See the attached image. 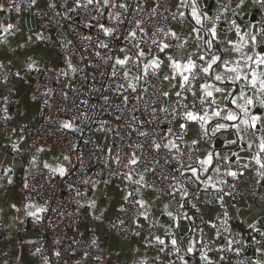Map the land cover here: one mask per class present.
I'll return each instance as SVG.
<instances>
[{
    "label": "snow or ice",
    "instance_id": "1",
    "mask_svg": "<svg viewBox=\"0 0 264 264\" xmlns=\"http://www.w3.org/2000/svg\"><path fill=\"white\" fill-rule=\"evenodd\" d=\"M9 3L8 11L12 7L16 12L21 10L15 0ZM252 3L264 9V0ZM36 4L37 0H30V5ZM66 5L68 14L83 10L81 26L95 30V35H82L80 39L85 42L86 51L92 49L90 55L94 60L87 66H95L101 79L97 81L94 72L91 90L87 92L95 102L81 99L74 104L78 109L83 106L79 116L61 122L60 127L83 133L85 127L91 131L90 125L96 124V131L103 132L106 138L111 136L104 169H109V177L121 179L123 204L119 211L132 219L137 235L141 221H148L153 207L162 204L160 214L166 215L170 223L164 225L163 238L157 235L153 237L154 244L148 242L157 247V260L159 253H163L175 257L170 264H189L188 256L198 251L200 264H217L209 255L212 251L209 244L197 250L192 240H185L182 235L178 238L177 231L183 227L181 217L195 219L184 211L185 206L190 204L199 212L198 202L209 195L208 203H219L224 209L223 218L218 219L227 225L229 213L224 198L235 199V182L245 174L255 173L259 177L255 184L264 187V18L249 24L235 19L247 6V0H215V12L211 7H202L201 0H174L171 6L169 0H73L72 3L66 0V4L60 5L50 2L48 7ZM3 12L5 8L0 4V13ZM65 19L71 20L72 15H65ZM172 22L181 25V29H175ZM14 28L12 23L0 25V43L13 34ZM35 38L46 39L43 33H37ZM71 44V40L67 44L62 42L61 47L66 49ZM64 60L71 73L82 71L68 55ZM96 61L102 62L103 70L95 65ZM27 67L30 71L40 70L35 61ZM84 79L89 77L86 75ZM64 98L67 99V93ZM77 120L83 126L76 124ZM190 132L194 137L189 136ZM218 136H224L219 143ZM89 143L90 140H84L85 146ZM77 147L73 145L72 150L75 152ZM12 148L19 151L16 144ZM95 151L103 152L104 148L97 145ZM77 159L82 166V152ZM63 160L70 161V157L65 155ZM113 164L123 167L113 171ZM29 165L38 167L35 156ZM43 169L59 177L68 174L63 164L53 167L44 162ZM10 172L11 168L0 169V179L7 177L11 184ZM149 175L156 179L149 181ZM82 183L95 191L101 181L89 178ZM23 187L29 188L27 178ZM77 195L87 193L77 191ZM78 204L87 207L97 221L103 220V211L95 215L96 200ZM176 205L180 211L172 210ZM12 208L19 211L16 205ZM46 211V207L34 203L24 205L25 216L36 221ZM125 223V219H118L112 227H123ZM205 223L216 229L217 237L221 236L215 222ZM249 227L255 228L252 224ZM256 231L264 236V232ZM200 232L203 236L202 229ZM227 243L228 250L239 256L242 249L232 245L241 242ZM96 244V239H92L91 245ZM257 251L259 258L249 264H264V248ZM54 255L59 258L61 252L55 251ZM83 256L87 259L89 253L84 252ZM44 259L45 264H51L48 257Z\"/></svg>",
    "mask_w": 264,
    "mask_h": 264
},
{
    "label": "crops",
    "instance_id": "2",
    "mask_svg": "<svg viewBox=\"0 0 264 264\" xmlns=\"http://www.w3.org/2000/svg\"><path fill=\"white\" fill-rule=\"evenodd\" d=\"M43 0H37L36 6H41ZM174 3L171 0L170 6ZM5 8V12L0 13V25L12 23L15 28L13 34L6 36V41L0 43V106L4 97L9 95L15 102L10 111L9 122L15 125H21L35 118L39 112V106L34 102L35 81L43 70H55L62 64L61 56L50 49L43 47L36 41L35 35L38 33V22L30 15H26L22 20L17 21L11 11H8V0H0ZM202 7H211L215 12V0H201ZM174 7L172 8V10ZM264 10L259 5L253 4L252 0H247V6L240 10V14L235 17L237 21L243 24L251 23L250 17L256 11ZM173 27L178 31L181 25L174 24ZM186 32L187 29H184ZM29 37L31 39L29 40ZM35 61L39 71H33V75H22L13 78L10 82L4 83L1 75V69L6 68L16 74L29 70L27 65ZM165 87H167L165 85ZM4 129L0 127V154L10 152L14 158L20 159L21 164H16L15 168L10 166L1 167L11 168L9 175L12 176V183L7 182V177L0 179V260L13 261L16 264H38L39 256L36 247L37 235L31 230H27V225L36 221L24 214V205L34 203L42 206L33 199H26L17 193L16 188L21 184L22 179L34 172L43 169V163L47 162L53 167L63 164L67 167L68 161H64L59 154L67 155L58 148L44 149L43 152H37L38 148L30 147L20 131H13L5 137ZM194 137V133H189ZM97 139L101 146L107 151V141L102 132H97ZM222 141L224 136H218ZM16 144L19 151H13L12 145ZM211 146V145H209ZM223 149V144H220ZM59 153V154H58ZM37 158L38 167L29 165L32 157ZM231 180V178H229ZM259 178L255 173H247L241 177L239 188L246 190L253 186L257 191H264V187L255 184ZM150 181V175L148 176ZM264 183V182H262ZM123 186L119 183H100L95 191L90 190V199L97 202L95 215L104 212V218L101 221L94 219L90 215V210L84 207L87 216L86 221L77 222L70 230L69 235L74 239H85L93 236L101 241L103 257L99 259H85L79 253H74L68 260V264H170L171 256L159 253L160 259L157 260V247L149 245L155 243L153 237H164L166 231L164 225L170 223L166 215L160 214L162 204L153 207L152 216L148 221H141L142 227L150 232L140 234L129 239H124L111 228V222L118 218L122 212L119 211L120 205L123 204L121 189ZM155 195V193H150ZM225 207L229 213L228 222L232 235H245L249 242L242 248L240 256L250 261L259 258L257 249L264 248V236L259 232H264V199L257 200L253 198L232 199L225 196ZM165 202V201H164ZM87 204V203H86ZM16 205L19 211L12 208ZM202 206L199 212H194L190 205H186L184 211L194 216V220H186L181 217L180 222H185L183 227L177 231L178 238L180 235L185 240H192L199 250L204 244H209L212 251L209 253L211 258L222 264L221 251L224 248L223 243L215 237V229L210 228L206 221L214 222L217 207ZM180 211V210H178ZM42 215V214H41ZM249 224L255 226L250 228ZM153 225V226H150ZM26 231L23 233L22 229ZM200 229L203 230L201 236ZM210 238V239H209ZM256 241V242H254ZM189 264H200L198 251L195 255L188 256ZM249 264V263H248Z\"/></svg>",
    "mask_w": 264,
    "mask_h": 264
},
{
    "label": "built area",
    "instance_id": "3",
    "mask_svg": "<svg viewBox=\"0 0 264 264\" xmlns=\"http://www.w3.org/2000/svg\"><path fill=\"white\" fill-rule=\"evenodd\" d=\"M55 2L57 5L66 4V0H43L41 6L30 5V0H15V4L20 7V11L16 12L12 7L11 12L14 14L17 21L22 20L26 15L32 16L38 22V33H43L46 39L37 41L43 47L57 52L62 58V64L55 70H43L40 72L39 77L36 79L34 102L39 106L38 115L21 125H15L9 122V114L15 102L9 95L4 97V101L0 106V127L4 129L5 137L13 131H20L23 138L26 140L30 147L51 149L58 148L70 157L67 169L68 174L65 177L55 176L46 170H39L32 174L25 176L21 184L16 188L18 194L26 199H33L39 202L42 207H46L48 211L42 213L40 221H34L30 224V230L37 235L36 247L40 249L38 252L39 263L45 264V257H48L51 264H68V260L74 253H79L83 256L84 252H88L87 259H97L103 257V250L101 241L93 236L85 239H74L69 235V230L79 221H86L87 216L84 207H80L78 202L86 204L90 197L91 188H86L82 183L83 180L92 178L100 180H109V183H119L123 186L119 177H109V169H104V162L106 160L107 151L96 152L97 145L101 146L100 141L97 139L96 124L90 125L91 131L85 127L83 133L70 132L60 127L61 122L71 120L73 116H79L81 108H76L74 104H79L81 99H90L95 102V99L89 97L87 92L91 90L93 81L91 79L95 72L96 80L101 79L100 73L95 71V66L89 67L88 62L93 61V56L90 55L92 49L85 50V42L80 39L82 35H95L94 29H85L81 26V17L83 10H79L75 14L67 13V5L64 8H49L48 4ZM73 0H67V3H72ZM9 7H11L8 0ZM171 0H169V5ZM175 9H173L174 11ZM57 12L60 14L57 15ZM65 15H72V19H65ZM264 18V10L256 13V21ZM106 22V21H105ZM176 24L172 22V26ZM151 31V29H149ZM71 40L72 44L68 48H62L61 43L67 44ZM68 55L74 65L82 71L73 74L67 69L64 56ZM85 57V60H81ZM95 65H99L103 70L102 62L96 61ZM62 71H68V76H63ZM19 75L10 72L6 68L1 69V75L4 83L10 82L13 78L22 75H33V71L25 70L23 73L18 72ZM88 76L89 79L85 80L84 77ZM96 86H99L98 84ZM75 89V91L73 90ZM47 93V95H46ZM67 93L65 100L64 94ZM115 105H113L114 107ZM7 109V112H5ZM7 115L8 119H5ZM103 118L107 119L106 116ZM76 124L81 125V121L77 120ZM83 126V125H81ZM115 127V125H112ZM103 133V132H102ZM104 134V133H103ZM105 135V134H104ZM106 138V137H105ZM90 140L87 146L84 145V140ZM107 146L112 145L111 136L106 138ZM128 143L127 140L124 141ZM76 145L77 150L74 152L72 146ZM118 147V145H117ZM116 151V148L113 149ZM83 153L82 166L81 161L77 159ZM123 155V153H121ZM100 157V159H97ZM119 168L113 164L111 170L119 171ZM103 174L101 175V170ZM52 177L51 179L49 177ZM29 184L27 190L23 185L25 179ZM259 178V177H258ZM156 179L150 175V181ZM229 179V178H228ZM231 182V180L229 179ZM159 184V181H156ZM235 199L241 200L245 198H253L257 200L264 199V191H257L253 186H249L246 190L239 188V182ZM72 186L71 188L69 186ZM229 191V189H225ZM77 191L87 193V195H77ZM230 197V196H229ZM232 198V197H230ZM179 197H177V200ZM207 199H211L209 195ZM205 196H202L198 202L199 208L202 206H216L217 203H208ZM233 199V198H232ZM165 202L166 199H165ZM190 205V204H189ZM226 208V207H225ZM54 209V210H53ZM173 211H178L179 206L176 205ZM197 212L195 209H192ZM224 209L221 206L217 207V213L214 222L218 225L221 231V236L216 237L224 245V251L221 252L223 256L222 264H239L244 261L245 264L249 260L243 259L240 255L237 256L234 251L228 250V241H240L239 244L232 245V248H244L247 243V237L244 235H232L230 224L222 225L218 217L223 218ZM118 219H125L126 223L123 227L114 228L113 224L118 222ZM111 228L124 239L137 236V229L130 217H125L121 214L118 218L111 222ZM227 228V231H225ZM216 230V229H215ZM25 228L22 229L24 233ZM140 234H148L150 231L145 227H141ZM96 239L97 244L91 245V240ZM60 251L61 256L57 258L54 253ZM183 255V253H181ZM175 257L171 256V261ZM0 264H16L13 261H2Z\"/></svg>",
    "mask_w": 264,
    "mask_h": 264
},
{
    "label": "water",
    "instance_id": "4",
    "mask_svg": "<svg viewBox=\"0 0 264 264\" xmlns=\"http://www.w3.org/2000/svg\"><path fill=\"white\" fill-rule=\"evenodd\" d=\"M256 13L257 12L255 11L253 13V15L250 17L251 23L257 22L256 21ZM238 22H240V21H238ZM216 142L219 143L220 140L217 139ZM16 164H21L20 159L14 158L10 152H6V153H3V154H0V166L1 167L10 166L12 168H15ZM181 224L183 225V224H186V223L182 222ZM27 230H30L29 221H28V225H27Z\"/></svg>",
    "mask_w": 264,
    "mask_h": 264
},
{
    "label": "rangeland",
    "instance_id": "5",
    "mask_svg": "<svg viewBox=\"0 0 264 264\" xmlns=\"http://www.w3.org/2000/svg\"><path fill=\"white\" fill-rule=\"evenodd\" d=\"M59 154V153H58ZM59 156L62 158L63 157V155H61V154H59Z\"/></svg>",
    "mask_w": 264,
    "mask_h": 264
},
{
    "label": "trees",
    "instance_id": "6",
    "mask_svg": "<svg viewBox=\"0 0 264 264\" xmlns=\"http://www.w3.org/2000/svg\"><path fill=\"white\" fill-rule=\"evenodd\" d=\"M245 236V235H244ZM248 242H249V240H248Z\"/></svg>",
    "mask_w": 264,
    "mask_h": 264
}]
</instances>
